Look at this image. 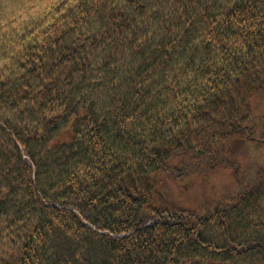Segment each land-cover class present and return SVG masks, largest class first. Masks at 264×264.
<instances>
[{
	"label": "trees",
	"instance_id": "trees-1",
	"mask_svg": "<svg viewBox=\"0 0 264 264\" xmlns=\"http://www.w3.org/2000/svg\"><path fill=\"white\" fill-rule=\"evenodd\" d=\"M258 97L264 0H0V264H264Z\"/></svg>",
	"mask_w": 264,
	"mask_h": 264
},
{
	"label": "rangeland",
	"instance_id": "rangeland-1",
	"mask_svg": "<svg viewBox=\"0 0 264 264\" xmlns=\"http://www.w3.org/2000/svg\"><path fill=\"white\" fill-rule=\"evenodd\" d=\"M257 107L264 103V98L258 97ZM264 117V110H261ZM243 153L246 168L253 171L256 166L264 165V146L257 144L233 143ZM206 172V171H205ZM231 184L229 173L217 170L206 176L188 175L181 181L172 182L166 194L178 206L197 211L199 214L209 212V197L219 196ZM222 195V194H221Z\"/></svg>",
	"mask_w": 264,
	"mask_h": 264
}]
</instances>
